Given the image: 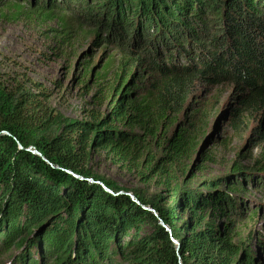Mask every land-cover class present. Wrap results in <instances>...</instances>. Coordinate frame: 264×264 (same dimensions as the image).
I'll list each match as a JSON object with an SVG mask.
<instances>
[{
	"label": "trees",
	"instance_id": "16d2710c",
	"mask_svg": "<svg viewBox=\"0 0 264 264\" xmlns=\"http://www.w3.org/2000/svg\"><path fill=\"white\" fill-rule=\"evenodd\" d=\"M6 1L47 18L86 11L53 32L65 42L86 28L104 48L109 112L70 120L46 106L41 84L0 74V264L12 249L13 264H259L252 235L234 233L239 185L264 187V0ZM221 89L230 124L253 122L255 176L235 164L229 191L178 183L174 168L198 143L196 101ZM102 154L168 196L120 194L91 169Z\"/></svg>",
	"mask_w": 264,
	"mask_h": 264
},
{
	"label": "rangeland",
	"instance_id": "374dc122",
	"mask_svg": "<svg viewBox=\"0 0 264 264\" xmlns=\"http://www.w3.org/2000/svg\"><path fill=\"white\" fill-rule=\"evenodd\" d=\"M12 5L0 0V74L4 79L11 83L31 80L41 84L50 95L44 101L46 106L70 120H85L88 114L97 111L107 114V103L102 105L100 97L101 88L106 84L103 79L107 78L103 68L109 58L104 48H93V36L86 28L79 30L75 26L71 39L65 42L59 37L61 34L53 32L61 31L62 15L84 21L82 16L86 11L73 7L71 13L66 11L67 15L61 12L47 18L46 13L39 16L28 5L19 8ZM22 9L25 10L20 13ZM196 102L202 104L196 116L200 130L198 143L192 155L175 166L177 182L193 180L191 187L194 188L204 182L221 180L223 190L229 191L231 187L224 179L234 177L235 164L252 176L251 181L255 175L250 171L261 154L258 140L251 141V118L245 117L238 129L230 124L228 93L224 89L205 93ZM91 169L117 185L120 194L127 192L131 198H135V191L147 197L155 193L168 196L166 187L160 186L156 179L147 183L139 173L118 166L104 154L94 159ZM247 186V182L239 185L235 193L237 207L242 209L244 218L236 227L234 242H246L252 235L254 257L259 264H264V187L259 183ZM258 209L260 212L253 215ZM16 252L12 249L6 254L4 264H13ZM11 257L12 260L8 259Z\"/></svg>",
	"mask_w": 264,
	"mask_h": 264
},
{
	"label": "water",
	"instance_id": "95a60500",
	"mask_svg": "<svg viewBox=\"0 0 264 264\" xmlns=\"http://www.w3.org/2000/svg\"><path fill=\"white\" fill-rule=\"evenodd\" d=\"M34 153L36 154V155H39V156H41V154H39L37 151H34ZM102 186H103V184H101ZM104 187V186H103ZM105 188V187H104Z\"/></svg>",
	"mask_w": 264,
	"mask_h": 264
}]
</instances>
